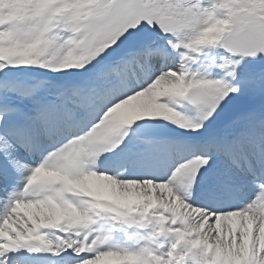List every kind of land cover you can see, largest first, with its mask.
Masks as SVG:
<instances>
[{
    "label": "snow or ice",
    "instance_id": "snow-or-ice-1",
    "mask_svg": "<svg viewBox=\"0 0 264 264\" xmlns=\"http://www.w3.org/2000/svg\"><path fill=\"white\" fill-rule=\"evenodd\" d=\"M0 264H264V0H0Z\"/></svg>",
    "mask_w": 264,
    "mask_h": 264
}]
</instances>
